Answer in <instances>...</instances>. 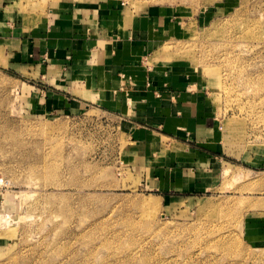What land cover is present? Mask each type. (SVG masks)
<instances>
[{
	"label": "rangeland",
	"instance_id": "1",
	"mask_svg": "<svg viewBox=\"0 0 264 264\" xmlns=\"http://www.w3.org/2000/svg\"><path fill=\"white\" fill-rule=\"evenodd\" d=\"M63 1L14 0L8 20ZM86 1L163 20L144 62L191 77L216 151L139 152L122 114L41 111L0 67V264H264V0Z\"/></svg>",
	"mask_w": 264,
	"mask_h": 264
},
{
	"label": "crops",
	"instance_id": "2",
	"mask_svg": "<svg viewBox=\"0 0 264 264\" xmlns=\"http://www.w3.org/2000/svg\"><path fill=\"white\" fill-rule=\"evenodd\" d=\"M13 3L0 0V67L25 78L36 108L117 111L139 152L166 141L186 162L213 156L215 126L207 122L191 77L176 64L144 62L158 46L161 18L125 15L113 2L66 0L19 29L8 20Z\"/></svg>",
	"mask_w": 264,
	"mask_h": 264
},
{
	"label": "bare ground",
	"instance_id": "3",
	"mask_svg": "<svg viewBox=\"0 0 264 264\" xmlns=\"http://www.w3.org/2000/svg\"><path fill=\"white\" fill-rule=\"evenodd\" d=\"M145 203H153L154 204V199H144Z\"/></svg>",
	"mask_w": 264,
	"mask_h": 264
}]
</instances>
